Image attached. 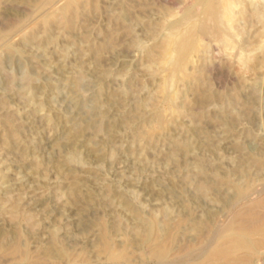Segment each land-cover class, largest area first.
I'll return each mask as SVG.
<instances>
[{
    "label": "rangeland",
    "instance_id": "rangeland-1",
    "mask_svg": "<svg viewBox=\"0 0 264 264\" xmlns=\"http://www.w3.org/2000/svg\"><path fill=\"white\" fill-rule=\"evenodd\" d=\"M235 2L179 73L197 0H0V264H264V0Z\"/></svg>",
    "mask_w": 264,
    "mask_h": 264
},
{
    "label": "bare ground",
    "instance_id": "bare-ground-1",
    "mask_svg": "<svg viewBox=\"0 0 264 264\" xmlns=\"http://www.w3.org/2000/svg\"><path fill=\"white\" fill-rule=\"evenodd\" d=\"M198 1V5H201L202 7V13H203V16L197 20V21H194L190 27L185 30V31H174L172 34H171V37H170V41H169V44L172 45V51L174 52L173 54L175 55V60H176V72H182L183 71V67H184V64L186 63V61L188 60V56H189V53L193 50L196 49L197 47V36L198 35H204V36H207L209 35V37L211 36V39L213 40H216V41H223V40H228L229 36H231L230 34V29H232L233 27V20L232 18L234 17V8H236V3L238 2H235V0H197ZM259 2V1H258ZM197 16V15H196ZM185 20V19H184ZM260 35V34H259ZM212 42V41H211ZM229 42V47H230V43H231V46L234 47L232 45L233 42H231V40L228 41ZM220 44V43H219ZM237 44V42L235 43ZM199 46V45H198ZM233 54V53H232ZM234 57V56H233ZM243 57V55H241V58ZM240 57H237L238 59V62H240L239 60L241 59ZM243 59V58H242ZM237 61V60H236ZM242 61V60H241ZM261 200V198H260ZM264 202V200H262ZM254 208V207H253ZM248 209V208H247ZM252 209V208H250ZM259 209V208H258ZM254 210V209H253ZM262 210V209H260ZM263 212V211H262ZM259 213V212H258ZM243 214V212L241 213ZM252 214V213H251ZM258 215V214H257ZM248 218V217H247ZM253 218V216H252ZM239 218L237 217V220ZM251 219V218H250ZM236 220V221H237ZM252 220V219H251ZM259 220V219H258ZM250 222V221H249ZM263 220L261 221L260 225L262 224ZM251 223V222H250ZM256 223V221H255ZM254 224V223H253ZM231 225V224H230ZM246 225V223H245ZM234 226V225H233ZM242 227H245V226H241L240 229H242ZM258 227V225H257ZM256 227V228H257ZM264 227V224L263 226H261L260 228L258 227V232L259 234L262 235V229ZM223 228V227H222ZM234 228V227H233ZM232 228V229H233ZM229 232L232 230H230V228L228 229V227L226 228ZM255 230V228L253 229ZM252 230V231H253ZM227 231V233H228ZM234 231V230H233ZM232 231V232H233ZM236 232V231H235ZM234 232V233H235ZM239 232V231H238ZM236 233V234H239V233ZM241 232V231H240ZM247 232V231H246ZM227 233H224V237H226ZM231 233V232H230ZM232 233V234H234ZM229 234V233H228ZM244 234V233H243ZM226 235V236H225ZM231 235V234H229ZM248 235V234H247ZM246 236V235H245ZM254 236V235H253ZM258 236V235H257ZM229 237V236H228ZM231 237V236H230ZM229 237V238H230ZM240 237V236H239ZM243 238V237H242ZM242 238H240L242 240ZM248 238V237H246ZM260 238V237H259ZM228 239V238H227ZM231 239V238H230ZM235 239H238L237 237ZM257 239V238H256ZM245 240V238L243 239ZM249 240V239H247ZM253 240V238H252ZM260 242L262 240V238L259 239ZM264 241V240H263ZM250 242V241H248ZM245 244V247H242V245L245 243V242H241V241H236V242H232L233 246L231 248H227L225 249L223 247V249L221 250V248H216L212 251V254L210 252L211 255L208 254V256L212 257V255L214 256H217V255H226L227 256H231L233 254L236 253V251H238L239 247L240 248H247L249 246V244L251 243H248ZM253 242V241H252ZM223 243V242H222ZM230 243V242H229ZM228 243V244H229ZM221 244V243H220ZM225 244V243H224ZM223 244V245H224ZM226 243V245H228ZM256 244V243H255ZM222 245V244H221ZM226 245H224L226 247ZM230 246V244H229ZM244 246V245H243ZM247 246V247H246ZM251 247V245H250ZM253 247H255L253 245ZM257 247V246H256ZM260 248V247H259ZM264 248V247H263ZM164 249V248H163ZM162 250V249H161ZM167 250V249H166ZM212 250V249H211ZM252 252H253V249L251 248ZM164 252V255L165 254V251ZM169 252V251H168ZM255 252V251H254ZM253 252V254H255ZM246 253V252H245ZM257 254V253H256ZM249 255V254H248ZM115 256V255H114ZM168 256V254H167ZM207 256V257H208ZM240 256V255H239ZM232 257V256H231ZM219 258V257H218ZM234 258V256H233ZM247 258V257H246ZM210 259V258H209ZM208 259V260H209ZM218 260V259H217ZM221 260V259H219ZM233 260V259H232ZM231 260V261H232ZM223 261V260H222ZM236 261V260H234ZM240 261H241V258H240ZM201 262V261H200ZM207 262V260L205 261ZM224 262V261H223ZM233 262V261H232ZM239 262V260H238ZM244 262V260H243ZM182 263V262H181ZM218 263V262H217ZM216 263V264H217ZM235 263V262H233ZM237 263V262H236ZM235 263V264H236ZM245 263V262H244ZM199 264V263H198ZM207 264V263H206ZM248 264V263H247Z\"/></svg>",
    "mask_w": 264,
    "mask_h": 264
}]
</instances>
